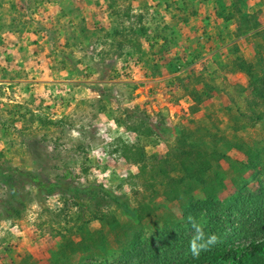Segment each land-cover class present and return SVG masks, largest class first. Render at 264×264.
Wrapping results in <instances>:
<instances>
[{
  "label": "rangeland",
  "instance_id": "obj_1",
  "mask_svg": "<svg viewBox=\"0 0 264 264\" xmlns=\"http://www.w3.org/2000/svg\"><path fill=\"white\" fill-rule=\"evenodd\" d=\"M42 1L36 0V8L42 10ZM245 1L248 0H109L103 5H107L115 23H120L121 37L114 54L118 52L119 60L115 57L102 64L104 59L99 57L114 56L110 55V46L99 49L88 45L81 51L90 57L91 64L71 68V74L63 79L72 83L56 92L44 93L39 86H27L26 92H19L10 85L6 93L4 86H0V170L5 169L0 172V264H163L167 247H161L159 239L164 230L177 224V230L190 227L182 219L181 203L168 200L162 186L148 181L147 176L161 179V169L156 167L143 174L140 165L123 158L120 146H138L145 158L166 156L172 147H177L176 137L181 128H194L179 108L180 100L186 96L179 79L192 90L199 76V83L206 82L218 90L213 94L216 107L211 109L215 122L208 121L206 116L198 121L203 120L209 133L220 130L227 138L208 141L203 129L189 137L191 141L199 140L206 149L225 152L234 162H221L223 185L212 198L225 204L240 192L257 194L264 189V119H257L264 115V104L250 102L245 76L230 78L226 84L221 81L225 77L223 67L228 64L223 54L207 64L201 60L207 51L182 55L177 48L178 33L191 17L201 15L205 26L213 28L210 34L204 28L197 35L206 40L214 35V13L225 17L235 13V7L243 6ZM252 8L245 9V16L254 14ZM247 31L249 24L244 23L236 38ZM259 42L253 36L249 42L244 39L242 43L229 44L228 59L232 60V53L239 48L232 45L241 46L240 55L244 58H252ZM250 43L252 49L248 48ZM117 61L114 70L111 64ZM194 61L200 63L191 69L188 65ZM128 70H133L137 81ZM111 76L121 80L115 90L106 83L76 81L85 77L102 81ZM203 113L206 115L207 111ZM232 125L242 128L236 134ZM128 128H139L147 134ZM237 138L249 143L248 152L258 164L256 169L243 170L236 164L248 159L244 152L232 150L231 144ZM143 162L150 164L149 159L140 163ZM7 168L80 188L102 185L127 198L138 210L140 219L133 222L117 207H96L85 198L44 197L36 187L14 178ZM171 174L181 176L179 170ZM192 198L208 199L201 186L194 190ZM14 206L20 211L18 217L12 211ZM69 238L81 245L72 248L65 241ZM253 239L235 243L246 244ZM176 247L165 255L176 256L180 249ZM140 250L141 254H134ZM157 251L161 253L154 258L152 254ZM177 255L174 264H217L211 263V255L192 254L186 256L188 259Z\"/></svg>",
  "mask_w": 264,
  "mask_h": 264
},
{
  "label": "crops",
  "instance_id": "obj_2",
  "mask_svg": "<svg viewBox=\"0 0 264 264\" xmlns=\"http://www.w3.org/2000/svg\"><path fill=\"white\" fill-rule=\"evenodd\" d=\"M108 2L109 0H43L42 10H40V8H36V0H0V86H4L3 91L8 93V87L12 85L13 89H17L19 92L20 89L26 92L27 86H39V90L42 87L44 93H52L54 90L56 92L59 87L66 83H72V80L63 79V77L71 74V68L82 64H91L90 57L83 53L88 45H94L99 49L110 46V55H114L115 47L119 44L121 37L120 23L119 21L115 23V18L110 14L107 5H103V3ZM249 7H253L254 14L245 16L244 11ZM239 9L241 13L238 15L233 13L234 16L228 17L229 19H226L228 15L218 17L217 14L214 13V16L212 14L216 20V23H213L216 28L212 32L213 37H208L206 40H200L197 35H200L204 28H207L210 34L213 28L205 26L201 15L191 17L190 21L178 33L177 48L178 53L182 55L194 51L196 53L207 51L201 59L207 64L210 63L211 58L223 54V58H226L228 64L223 67L225 77H222L221 81L226 84L230 78L245 76L249 86L247 92L252 103L254 99L250 77L245 72L238 70L236 62L240 58L246 62L254 63L258 55L264 59L262 35L257 36L260 42L256 46L257 50L252 58H244L240 55L239 48L242 49L241 46L232 45L239 48H236L234 54L232 53L233 59L229 60L227 54L230 46L228 45L242 43L244 39L249 42L256 33L258 34L261 30L264 31V0L245 1L243 6H239ZM248 12L251 10L249 9ZM251 20L257 23V27L236 38L237 34L241 33L243 24ZM229 36L232 37L231 41ZM77 47L80 48L77 49ZM252 47V43L248 44L249 49ZM78 52H80L79 56ZM118 56L117 52L116 56L108 55L107 58V56L102 55L99 58L100 60L104 59L102 64H105V61L110 62L115 57L119 60ZM118 62L111 64L114 65V70L117 69ZM111 65L106 64L104 66ZM108 72L113 73L111 70ZM198 77L195 78V90L200 92L205 89L208 96H203V100L195 105L190 94L184 91L186 96L180 100L181 106H179L180 111L182 110L181 114L188 116V124H192L194 127L191 129L193 133L203 129L206 133L204 138L206 137L208 141L215 137L225 139L227 137L220 130L211 134L208 132L209 128L202 124L203 120L198 121L205 116L208 121H214L213 110H211L216 107L213 94L218 92L211 84L199 83ZM208 77L210 79L212 75L209 73ZM109 78L111 79L97 81L96 79L92 80L91 77H85L76 81L106 83L112 87V90H115V86H118L121 80L112 78V76ZM194 106H196V111L192 112ZM203 110L207 111L206 115H203ZM232 128L235 133H238L242 125H232ZM239 140L241 143L249 145L247 141L241 138H237L234 144ZM195 142L201 146L199 140ZM234 144H231L232 150L239 152ZM207 150L211 151L208 148ZM222 154L232 160L225 152ZM244 156L248 158L246 155ZM222 161L226 160H221L220 165Z\"/></svg>",
  "mask_w": 264,
  "mask_h": 264
},
{
  "label": "trees",
  "instance_id": "obj_3",
  "mask_svg": "<svg viewBox=\"0 0 264 264\" xmlns=\"http://www.w3.org/2000/svg\"><path fill=\"white\" fill-rule=\"evenodd\" d=\"M238 2L239 0H235ZM241 1V0H240ZM238 6L235 7V13H240ZM234 16L233 13L228 14V17ZM246 23V22H245ZM249 24V30L257 27V23L254 21L247 22ZM246 23V24H247ZM262 34H261V33ZM262 35L264 40V31L261 30L256 33L255 36ZM169 43V41H168ZM238 70L245 72L250 77V85H252V96L254 101L252 103L264 104V59L261 55L256 57V62H246L245 60L238 59L236 62ZM189 78V77H188ZM182 84V89L188 92L195 105H198L203 96H208V92L203 89L197 91L195 88L189 90L186 84H183V79H179ZM180 84V85H181ZM196 111V106L192 108V112ZM264 115L257 116V119H264ZM137 118V116H133ZM133 132H139L142 135H146V131H139V128L129 129ZM169 133V131H167ZM193 134L192 131H187L185 128H181L176 137L177 147H172L170 153L166 156H147L142 148L122 144L120 149L123 158L129 162L140 165V169L143 174H147L151 170H155L156 167L161 169L163 175L161 179H157L153 176H147L148 181L154 186L159 184L165 190L164 196L170 201H178L181 203L182 219L187 221L190 228H180V226H171L164 230L162 236L159 239L161 247H167L164 250L163 264H174L178 260V253L186 256H191L190 241L196 235L192 225L189 223V218L195 220L198 224L202 225L204 238L198 240L197 244H206L209 236L215 234L217 241L214 244L208 245L206 248L199 251V255H211V263H223V264H249L252 262H258L262 260L264 262V189H260L257 194L251 192L238 193L237 196L229 200L225 204L215 201L214 191L222 187L224 172L221 168L220 161L226 160L230 165L234 162L225 154L218 152L217 150L208 151L195 141H191L189 137ZM170 135V134H168ZM234 147L239 151L245 153L248 157L247 161L236 163L241 169H256L258 166L253 159L250 158L248 150L249 145L241 143L239 140L234 144ZM150 160V164L146 162L142 164L140 162ZM154 161V163L152 162ZM149 167V168H148ZM216 168V172L213 169ZM13 172L14 178L29 183L36 187L44 197H52L60 195L62 197L70 196L73 198H85L94 202L96 207L113 205L120 209L123 214L132 220L137 222L140 219L138 210L133 208L127 198L116 195L104 186L99 184H92L90 186L80 188L78 186H71L69 184L54 183L45 181L31 172L19 171L14 168H7ZM180 171L181 176H173V172ZM5 169L0 170V172ZM171 172V173H170ZM213 172V173H212ZM11 176H5V178ZM1 185V184H0ZM201 186L202 191L208 197L206 201L195 200L192 198V193L197 187ZM213 194V195H212ZM216 194V193H215ZM12 211L16 217L20 215V211L17 207H12ZM193 234H189V230ZM256 239L255 237H260ZM254 238L252 241L243 244H236V240H242L247 238ZM174 240V244L169 245L170 241ZM178 240L180 242H178ZM66 243H69L72 248L81 245L79 242L75 243L70 238L66 239ZM140 246V242H138ZM179 243V244H178ZM180 248L176 251V256L169 257L165 255L168 252H174L177 247ZM136 251L134 254H141ZM153 253V252H152ZM159 253H153L154 258L159 257ZM59 254V253H58ZM133 254V255H134ZM188 259V258H187Z\"/></svg>",
  "mask_w": 264,
  "mask_h": 264
},
{
  "label": "clouds",
  "instance_id": "obj_4",
  "mask_svg": "<svg viewBox=\"0 0 264 264\" xmlns=\"http://www.w3.org/2000/svg\"><path fill=\"white\" fill-rule=\"evenodd\" d=\"M189 223L192 225V227H193V229L195 230V233H196V235L190 241V251L195 256V255L199 254L200 250L206 248L208 245L214 244L217 241V237L215 236V234H213V235L208 237L206 244H199L198 245L197 241L198 240H203V238H204L203 227H202V225L198 224L192 218H189Z\"/></svg>",
  "mask_w": 264,
  "mask_h": 264
},
{
  "label": "built area",
  "instance_id": "obj_5",
  "mask_svg": "<svg viewBox=\"0 0 264 264\" xmlns=\"http://www.w3.org/2000/svg\"><path fill=\"white\" fill-rule=\"evenodd\" d=\"M199 63H200V61H194V62H192L191 64H189L188 66L192 69V68L197 67ZM130 66H131V68H133V64L130 65ZM189 67H188V69H189ZM183 70H184V69H183ZM127 73L130 75V77H132L133 80H137V77H136V75L134 74L133 70H128ZM16 227H17V226L14 225V228H16Z\"/></svg>",
  "mask_w": 264,
  "mask_h": 264
}]
</instances>
